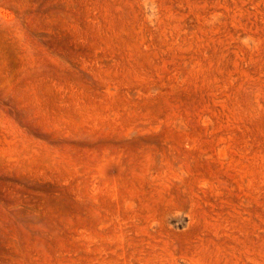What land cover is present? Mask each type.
I'll use <instances>...</instances> for the list:
<instances>
[{
  "label": "rangeland",
  "instance_id": "1",
  "mask_svg": "<svg viewBox=\"0 0 264 264\" xmlns=\"http://www.w3.org/2000/svg\"><path fill=\"white\" fill-rule=\"evenodd\" d=\"M0 264H264V0H0Z\"/></svg>",
  "mask_w": 264,
  "mask_h": 264
}]
</instances>
